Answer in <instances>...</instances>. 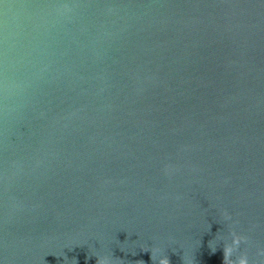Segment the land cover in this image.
<instances>
[{
    "label": "water",
    "instance_id": "water-1",
    "mask_svg": "<svg viewBox=\"0 0 264 264\" xmlns=\"http://www.w3.org/2000/svg\"><path fill=\"white\" fill-rule=\"evenodd\" d=\"M233 230L264 264V0H0V264H222Z\"/></svg>",
    "mask_w": 264,
    "mask_h": 264
},
{
    "label": "clouds",
    "instance_id": "clouds-1",
    "mask_svg": "<svg viewBox=\"0 0 264 264\" xmlns=\"http://www.w3.org/2000/svg\"><path fill=\"white\" fill-rule=\"evenodd\" d=\"M165 171L167 172L168 169L166 168ZM223 217L226 221L232 219L231 215L226 211L223 213ZM230 235L231 241L223 245L222 264H250L247 253L240 251L241 244L248 243V237L240 235L234 230L230 232ZM210 248L212 252L215 253L216 248L211 246V243ZM145 251H148V248L145 249ZM258 255L264 256V249H260L258 251ZM150 259L154 262V264H170L168 257L165 254H162L159 248H151ZM183 261L184 264H193L191 260ZM96 264H114V259L112 256L108 255L97 256ZM140 264H144V262L141 261Z\"/></svg>",
    "mask_w": 264,
    "mask_h": 264
}]
</instances>
